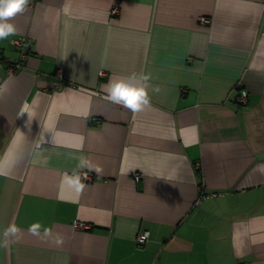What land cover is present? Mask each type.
I'll return each mask as SVG.
<instances>
[{
	"label": "crops",
	"instance_id": "crops-1",
	"mask_svg": "<svg viewBox=\"0 0 264 264\" xmlns=\"http://www.w3.org/2000/svg\"><path fill=\"white\" fill-rule=\"evenodd\" d=\"M9 22L0 237L23 238L0 264H264V0H30ZM133 73L160 89L137 113L104 90Z\"/></svg>",
	"mask_w": 264,
	"mask_h": 264
},
{
	"label": "clouds",
	"instance_id": "clouds-1",
	"mask_svg": "<svg viewBox=\"0 0 264 264\" xmlns=\"http://www.w3.org/2000/svg\"><path fill=\"white\" fill-rule=\"evenodd\" d=\"M29 2L30 0H0V40L17 33L15 25L9 21L17 14L25 12ZM150 79V75L133 73L130 76L110 80L104 86L107 93L105 99L114 104L122 105L133 113L140 112L151 105L149 91L156 93L160 91L158 87H152L149 83ZM78 167H87L89 171H95L97 174L102 171L100 167L92 165L86 158H81ZM260 167L264 168V165ZM83 179H88L87 173L83 174ZM65 184L74 188L77 193L82 192L85 188V184L81 182V175L75 171L71 176L68 173L64 174L61 189ZM41 229V224L35 223L29 226L28 232L45 242L52 243L56 247L63 246L64 238L59 233L54 234L52 228L48 227ZM22 238L23 230L12 224L4 230L2 237H0V248L7 249L10 244L18 243Z\"/></svg>",
	"mask_w": 264,
	"mask_h": 264
},
{
	"label": "built area",
	"instance_id": "built-area-1",
	"mask_svg": "<svg viewBox=\"0 0 264 264\" xmlns=\"http://www.w3.org/2000/svg\"><path fill=\"white\" fill-rule=\"evenodd\" d=\"M112 15L113 16H119L120 15V9L119 7H115L112 9ZM200 22L202 24H207V23H210V19L208 18H205V17H201L200 18ZM12 44L17 47V48H21L23 51H27L28 50V43H27V40L25 38H19V39H15L12 41ZM20 65H16V68L14 69H11V72H15L17 70V68H19ZM247 100H248V93L247 91L243 90L241 91L240 93V96H239V102L241 104H247ZM86 173V172H83L81 173V178L83 179V174ZM88 175V179L87 180H84L86 182H92L93 181V176L90 175L89 173H87ZM134 179L135 181H140L141 179V176L138 175V174H135L134 175ZM75 228L77 229H82V230H87L90 228V225L88 224H85V223H75ZM149 239V234L148 232H144V233H140L138 236H137V239H136V242H137V245L139 247H142L146 244V242L148 241Z\"/></svg>",
	"mask_w": 264,
	"mask_h": 264
},
{
	"label": "trees",
	"instance_id": "trees-1",
	"mask_svg": "<svg viewBox=\"0 0 264 264\" xmlns=\"http://www.w3.org/2000/svg\"><path fill=\"white\" fill-rule=\"evenodd\" d=\"M241 93V92H240Z\"/></svg>",
	"mask_w": 264,
	"mask_h": 264
}]
</instances>
